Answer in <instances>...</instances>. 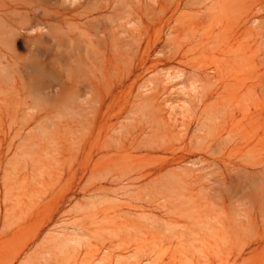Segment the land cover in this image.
Segmentation results:
<instances>
[{"label":"rangeland","instance_id":"1","mask_svg":"<svg viewBox=\"0 0 264 264\" xmlns=\"http://www.w3.org/2000/svg\"><path fill=\"white\" fill-rule=\"evenodd\" d=\"M182 13L184 39L209 36L212 20L204 10ZM25 47L18 40L19 64L1 67L9 82H53L32 69ZM197 71L214 77L210 52L164 61L139 79L133 93L95 113L94 122L87 114L85 120L53 110L55 98L24 106L14 93L0 95V264H264V95L249 94L244 106L232 100V110L244 108L233 124L215 107H201V85L210 91L219 81L204 86ZM167 74L174 80L152 107L132 103L141 85L148 87L143 95L150 93L151 80ZM249 85L230 82L235 92ZM193 111L200 121L186 132L179 121H190ZM223 121L234 129L231 137ZM174 122L177 131L168 126ZM223 159L232 165L226 169Z\"/></svg>","mask_w":264,"mask_h":264},{"label":"bare ground","instance_id":"2","mask_svg":"<svg viewBox=\"0 0 264 264\" xmlns=\"http://www.w3.org/2000/svg\"><path fill=\"white\" fill-rule=\"evenodd\" d=\"M183 10L196 11L199 15L202 10L205 11L212 20V29L208 37L202 33L199 37L194 36L191 42L184 39L186 29ZM18 40L26 44L25 48H28L32 56L31 68L43 70L45 76L47 75L53 82L42 85L39 81L40 84L33 87L27 85L28 82L26 84L24 78H16V81L9 82L8 74H5L6 69L1 70V67L10 63L19 64L21 57L16 52ZM209 52L214 77L204 78L205 72L199 71L195 72L194 76L198 78H195L196 81H204V86H207L208 82L213 84V79L219 81V84H213L216 87L210 91L201 85L202 98H199L201 107L205 109L215 107L217 112H224L235 124L238 119L236 114L241 113L243 107L234 111L231 101L235 100L234 104L242 106L243 100L249 94L255 97L254 94L260 91L261 96L264 95V0H0V95L4 97L8 92L10 96L14 93V96L17 95L24 101L22 102L24 106H27L28 100L38 101L39 97L55 98L56 103L51 105L54 107L53 110L62 114L78 113L84 116L85 120L87 114L94 122L95 113L102 111L107 105L114 104L120 94L126 91L133 93V87L138 84L139 79H143L142 76L147 72H156L164 61L173 59L184 61L189 60L190 56L193 58L205 56ZM25 67L27 70L29 63ZM11 74L13 75L12 72ZM201 77L203 78L199 79ZM162 80L160 76L157 79L153 78L151 82L154 83V89L144 95L140 91L147 86L142 88L144 84L139 85V93L132 103L141 110L152 107L157 96L167 90L165 85L174 79L167 74ZM246 80L251 82L246 92L244 89H237L236 92L231 89V81ZM213 99L215 102L208 103ZM47 101L49 100L44 102ZM243 114L244 112L242 116L245 118L246 115ZM215 117V121H218L217 116ZM189 118L188 122L184 118L179 121L181 126L186 127V132L189 131L190 125L199 124L200 121L199 114L194 111ZM224 121L219 123L221 128L225 127ZM180 125L174 122L168 126L177 131L181 128ZM80 126L82 128L79 130L87 128L84 125ZM233 130L228 131L225 127L223 131L228 132L231 137ZM199 139L196 136L197 142ZM217 139L220 141L221 136ZM239 141L241 143V140ZM151 147L153 150V146ZM190 147L197 149L194 143ZM223 163L226 169L232 165L225 159ZM254 163L261 165L259 161ZM262 172L264 173V170Z\"/></svg>","mask_w":264,"mask_h":264}]
</instances>
